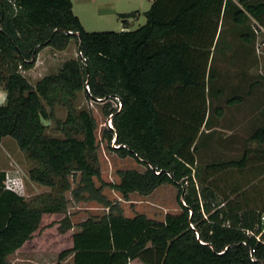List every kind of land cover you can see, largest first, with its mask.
Wrapping results in <instances>:
<instances>
[{
    "label": "trees",
    "instance_id": "obj_1",
    "mask_svg": "<svg viewBox=\"0 0 264 264\" xmlns=\"http://www.w3.org/2000/svg\"><path fill=\"white\" fill-rule=\"evenodd\" d=\"M15 3L17 11L0 0V86L6 94L0 103V142L5 136L14 138L35 162L30 179L57 192L27 201L5 188L6 173L0 171V264H9L7 257L16 251L33 249L44 215L45 221L51 218L46 230L55 228L58 235L68 236L67 245L54 248L61 259L73 254V264H264V249L258 247L254 259L253 243L242 230L264 211L242 207L238 198L220 199L210 182L205 184L229 169L246 167L249 150L238 160L206 164L201 186L195 181L196 139L209 118L204 82L220 23L230 15L238 26L249 18L264 26V0H153L144 25L118 32L86 31L72 0ZM240 37L251 41L248 33ZM72 39L78 59L31 85L21 69L30 70L45 47L64 50ZM82 90L89 99L121 100L112 117L114 128L106 129L104 136L110 149L145 167L120 170L119 182L108 185L127 198L171 184L180 212L157 221L144 214L126 217L111 205L104 184L94 182L100 178L96 120L73 105ZM241 100L236 96L228 102ZM56 103L67 108L66 119L58 122L62 138L48 135L44 123L53 117L46 105L53 108ZM249 141L264 143V121ZM261 154L253 165H264L263 150ZM75 173H80L72 191L75 198L111 209L81 222L80 230L73 232L64 192Z\"/></svg>",
    "mask_w": 264,
    "mask_h": 264
},
{
    "label": "rangeland",
    "instance_id": "obj_2",
    "mask_svg": "<svg viewBox=\"0 0 264 264\" xmlns=\"http://www.w3.org/2000/svg\"><path fill=\"white\" fill-rule=\"evenodd\" d=\"M80 1L72 0V3L86 31L118 32L125 30L117 14L99 16L96 12V5L84 4ZM100 1L107 3L120 0ZM229 16H225L220 23L207 66L203 96L204 109H207L209 119L206 128L200 131L196 139L197 164L195 170L199 176L195 178V181L201 186L200 179L206 164L238 160L248 149L251 159L246 167L229 169L213 180H206L205 184L210 182L209 185H212L214 190L220 194V199L238 198L242 207L264 211V165H253V162L259 161L257 157L263 154L261 152L264 151V143L259 145L255 141H249V136L264 121V26L253 18H249L245 25L238 26ZM145 23L146 17L141 13L140 18L133 20L130 29L126 30H135ZM244 33L250 35V42L242 40L240 36ZM78 57V45L76 40L72 39L64 50L45 47L38 53L33 67L30 70L21 69V73L34 86L44 76L56 74L64 62L77 60ZM5 95V90L1 85L0 103L5 101ZM235 96H241L242 100L239 103L229 104L228 101ZM106 104V102L89 99L83 90L78 91L73 100V105L77 110L91 112L96 120L98 143L96 154L100 178L94 177L95 185L104 184L103 194L111 205L118 208V212L126 217L144 214L151 219L164 221L167 214L180 212L177 189L171 184L164 183L148 195L131 193L127 198L108 185L119 182L118 172L120 170L145 171V167L134 158L122 157L108 147V141L104 136L106 130L104 122L107 117ZM46 108L48 112H53V117L44 121L46 133L62 138L63 133L58 122L66 119L67 108L60 103H56L53 108L46 105ZM218 109L222 110L220 115H217ZM208 151L211 157H203L202 155L207 154ZM222 151H226L230 156L218 157L219 152L223 155ZM34 166L35 162L19 148L14 138L11 136L2 138L0 170L16 179L18 190L27 201H41L46 195L57 192L30 179L29 171ZM69 181L71 188L64 192V196L67 201V215L73 224L72 231L75 232L80 230L81 222L88 218H100L111 208L95 200L75 198L72 191L79 185L80 173L71 174ZM235 189H238V192L234 191ZM84 195L87 196V194ZM50 220L51 218L48 220L46 218L45 221V215L43 216L42 228L38 230L31 242L33 249L24 251L23 254L9 255L7 257L9 264H72L70 255L61 259L59 249L54 248L55 244L67 245L68 236L58 235L55 228L46 230L48 225L45 223H49Z\"/></svg>",
    "mask_w": 264,
    "mask_h": 264
},
{
    "label": "crops",
    "instance_id": "obj_3",
    "mask_svg": "<svg viewBox=\"0 0 264 264\" xmlns=\"http://www.w3.org/2000/svg\"><path fill=\"white\" fill-rule=\"evenodd\" d=\"M120 1L119 2L111 1V2H107V3L105 2L104 3L103 1H100V0H81L80 2H83L84 4L96 5V7H95L96 8V12L98 13L99 16H107V15H110V14H117L118 17H119L120 14H128V13L135 12V15L132 16V17H126L124 19L119 17L121 22H122V26H123V28H125V30L126 29H130V27H131L130 25H132L133 20H135V19L138 20L140 18V16H141V13L144 14V16H145L146 9H149L151 4H152V2H153V0H123L121 2ZM72 10H73L74 14L76 16H78L79 19H81L80 15L76 14L77 12H75V10H74V4L73 3H72ZM141 11H145V12H141ZM82 25H83V23H82ZM83 27H84V25H83ZM237 103H239V102H237ZM206 125H207V123L204 124L201 127V130L202 129L204 130L206 128ZM209 131H204V132H209ZM208 152H207V154H203L202 156L203 157H211L210 151H208ZM220 152L218 153V157L230 156V155H228L226 153V151H222L223 155ZM23 253H24V251L23 252L16 251V252H14L12 254L18 255V254H23ZM12 254H10V255H12ZM69 258L71 260V263L73 264V254H70Z\"/></svg>",
    "mask_w": 264,
    "mask_h": 264
},
{
    "label": "built area",
    "instance_id": "obj_4",
    "mask_svg": "<svg viewBox=\"0 0 264 264\" xmlns=\"http://www.w3.org/2000/svg\"><path fill=\"white\" fill-rule=\"evenodd\" d=\"M8 3L12 4L15 11L18 10V6L15 3V0H7ZM85 58L82 59V62L84 63ZM86 91L89 92V88L86 87ZM97 101L110 103V113L107 114L106 121L104 122V126L106 129H113V122L112 117L115 112V110L119 109L122 106L121 100L118 97H114L110 100H101L98 99ZM114 144V139L112 140ZM115 147L118 145H114ZM16 179L12 177L9 174H6L5 180H4V186L6 189L12 190L18 194H20V191L18 190L19 186L16 185ZM243 233L245 237L253 243V248H251V255L255 259L257 248H263L264 249V212H261L258 216V218L254 221L252 226L243 228Z\"/></svg>",
    "mask_w": 264,
    "mask_h": 264
}]
</instances>
